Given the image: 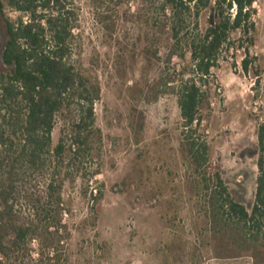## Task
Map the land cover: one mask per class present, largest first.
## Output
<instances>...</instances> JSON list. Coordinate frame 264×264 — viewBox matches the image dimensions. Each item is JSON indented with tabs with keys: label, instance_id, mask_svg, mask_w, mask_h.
Returning a JSON list of instances; mask_svg holds the SVG:
<instances>
[{
	"label": "rangeland",
	"instance_id": "obj_1",
	"mask_svg": "<svg viewBox=\"0 0 264 264\" xmlns=\"http://www.w3.org/2000/svg\"><path fill=\"white\" fill-rule=\"evenodd\" d=\"M162 2L73 1L80 15L75 59L100 83L102 98L95 107L92 157L63 172L71 264H264V241L218 233L202 178L182 151L178 99L158 85L171 52ZM254 8L252 52L260 76L254 71L245 76L242 55L237 71L232 59L224 62L216 72L213 111L206 122L211 164L248 211L255 202L258 136L264 125V0ZM208 18L203 12L202 31ZM5 34L3 28L0 71L7 73ZM147 50L159 51L160 59ZM168 68L171 73V64ZM66 121L58 119L55 145ZM93 189L103 191L97 203Z\"/></svg>",
	"mask_w": 264,
	"mask_h": 264
},
{
	"label": "trees",
	"instance_id": "obj_2",
	"mask_svg": "<svg viewBox=\"0 0 264 264\" xmlns=\"http://www.w3.org/2000/svg\"><path fill=\"white\" fill-rule=\"evenodd\" d=\"M73 1L0 0L3 62L9 68L0 71V264H71L63 172L92 157L95 107L102 98L100 83L75 59L80 15ZM257 1L163 0L171 52L158 84L178 99L182 151L202 178L218 233L233 231L253 243L264 241V125L258 136L255 202L248 211L211 164L206 122L213 111L216 72L224 62L232 59L237 71L242 55L245 76L252 71L260 76L252 52ZM205 11L208 27L202 31ZM147 53L160 59L157 50ZM61 116L66 126L55 145ZM91 196L99 202L102 189H93Z\"/></svg>",
	"mask_w": 264,
	"mask_h": 264
}]
</instances>
